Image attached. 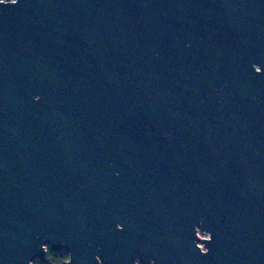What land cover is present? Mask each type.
<instances>
[{
    "label": "water",
    "instance_id": "1",
    "mask_svg": "<svg viewBox=\"0 0 264 264\" xmlns=\"http://www.w3.org/2000/svg\"><path fill=\"white\" fill-rule=\"evenodd\" d=\"M12 4L0 264H264V0Z\"/></svg>",
    "mask_w": 264,
    "mask_h": 264
},
{
    "label": "trees",
    "instance_id": "2",
    "mask_svg": "<svg viewBox=\"0 0 264 264\" xmlns=\"http://www.w3.org/2000/svg\"><path fill=\"white\" fill-rule=\"evenodd\" d=\"M48 258V262L38 259L35 261V264H65L66 260L69 259V254L67 252H55L53 250H49Z\"/></svg>",
    "mask_w": 264,
    "mask_h": 264
},
{
    "label": "clouds",
    "instance_id": "3",
    "mask_svg": "<svg viewBox=\"0 0 264 264\" xmlns=\"http://www.w3.org/2000/svg\"><path fill=\"white\" fill-rule=\"evenodd\" d=\"M16 3H17V0H13V4H12V5H15ZM5 5H8V4H5ZM36 99L39 100V97H36ZM199 250H200V249H199ZM208 251H209V250H208L207 247H205V251H201V250H200V252H201V253H204V254H206ZM136 264H140V261L137 260V261H136Z\"/></svg>",
    "mask_w": 264,
    "mask_h": 264
},
{
    "label": "rangeland",
    "instance_id": "4",
    "mask_svg": "<svg viewBox=\"0 0 264 264\" xmlns=\"http://www.w3.org/2000/svg\"><path fill=\"white\" fill-rule=\"evenodd\" d=\"M201 236H207V234H205V233H201Z\"/></svg>",
    "mask_w": 264,
    "mask_h": 264
},
{
    "label": "flooded vegetation",
    "instance_id": "5",
    "mask_svg": "<svg viewBox=\"0 0 264 264\" xmlns=\"http://www.w3.org/2000/svg\"><path fill=\"white\" fill-rule=\"evenodd\" d=\"M50 250V249H49ZM49 250H48V252H49ZM62 252H64V251H62ZM101 264H103V263H101Z\"/></svg>",
    "mask_w": 264,
    "mask_h": 264
}]
</instances>
